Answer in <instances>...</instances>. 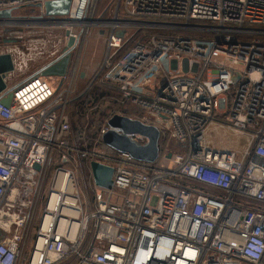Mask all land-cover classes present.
<instances>
[{
	"label": "built area",
	"instance_id": "built-area-1",
	"mask_svg": "<svg viewBox=\"0 0 264 264\" xmlns=\"http://www.w3.org/2000/svg\"><path fill=\"white\" fill-rule=\"evenodd\" d=\"M46 1L0 0V11ZM96 3L28 19L62 26L64 49L76 47L62 85L38 76L10 107L0 101V264H264V0H124L114 20L94 22L107 31L95 79L118 84L180 148L155 165L75 142L70 108L95 82L76 93V56ZM119 28L135 31L124 39ZM212 128L246 137L245 149L213 147ZM85 160L114 169L93 203L79 184Z\"/></svg>",
	"mask_w": 264,
	"mask_h": 264
},
{
	"label": "rangeland",
	"instance_id": "rangeland-1",
	"mask_svg": "<svg viewBox=\"0 0 264 264\" xmlns=\"http://www.w3.org/2000/svg\"><path fill=\"white\" fill-rule=\"evenodd\" d=\"M99 2L100 0H98V3H96L95 13L94 15H92L94 16L92 18V23H91L93 24V26L91 25L90 30H88L87 34L86 31L84 32V34H82L78 55L76 56L80 59L79 71L84 72L85 70H88L92 74V76L91 74L84 77H82V74L78 75L79 78L77 81L76 93L83 92L93 80H95L93 84L96 83L100 84L99 77L96 79L95 77L97 76L98 71H100L104 60V55L106 50L105 49L106 38L103 40V37L100 35L99 32L100 29L95 25L94 22L98 19L101 21L114 20L116 5H124V0H109L106 6L105 4L104 6L99 5ZM14 16L31 17L29 11L26 12L23 10H15ZM38 16H39V12H37L36 14V17ZM10 23H14V22H10ZM87 29L88 28H85V30ZM134 31L135 29H131V28H124V29L119 28L117 30V35L125 39L130 33ZM139 33L136 35L135 39H137V37L138 38L143 37L144 35L147 34L146 33L140 36ZM167 34L171 35V33H167ZM183 35L196 36V35H190L189 33ZM14 37L15 38L21 37L19 43L17 44L3 43L4 40L12 39ZM65 38H66V30L62 26L51 27V25L42 24V23L33 24L29 22H15V25L13 26L0 27V52L8 51L10 48L14 50L12 56H14L15 59L14 66L16 69L19 70L16 73L19 75L21 74L22 71H33L37 67H39L42 64V62L43 63L45 61L48 62L49 60L55 58L56 56L61 55V52L63 50L62 48L66 43ZM115 86L118 87L119 85L117 84ZM91 87L92 86H90L89 89ZM88 90L86 92H88ZM76 101L71 106L69 112L73 126V131L75 133L74 136L75 142L81 148H87V145H83V144L80 145V142L76 136L75 126L73 124L74 123L73 107ZM133 111H140V110L135 108L133 109ZM143 117H145L144 113H143ZM208 137H209L208 140H210L211 145L221 150H233V151L242 152L245 149L247 143V139L244 136H238L233 133L225 132L223 130H217L214 128H212L209 131ZM94 146H96L97 148H101L99 135L93 142V147ZM167 146H166L167 147L166 150H168L167 152L169 153H176L180 151L178 145L173 140H171L169 136L167 140ZM93 179L94 178L91 168L87 167L85 161L81 162L79 184L81 189L84 191L86 195V199L88 203L90 202L93 203L94 201L95 181ZM46 183H48V181H46ZM40 214H41V206H38L36 215L31 220L28 219V221L24 225L25 227L24 231L26 233L28 232L29 234L28 242H27L28 244H30L34 240L36 233L38 231Z\"/></svg>",
	"mask_w": 264,
	"mask_h": 264
},
{
	"label": "water",
	"instance_id": "water-1",
	"mask_svg": "<svg viewBox=\"0 0 264 264\" xmlns=\"http://www.w3.org/2000/svg\"><path fill=\"white\" fill-rule=\"evenodd\" d=\"M71 5L72 0H47L43 5L38 4L37 7L44 9L47 17L62 18L69 15ZM28 21L29 20L26 19H15L13 16V10L11 9L0 11V22L15 23ZM13 42L17 41L15 40ZM75 47L76 42L73 39H70L67 47L59 57L51 61L23 84L12 89H8L5 79H7L8 75L15 70L13 57L10 54L0 55L1 103L10 107L14 91L38 76L49 78L60 77L62 79L60 84L62 85L63 80L69 73ZM84 76L85 75L82 73V77ZM108 125L110 129L103 135L104 144L118 152L129 153L135 160L140 162L153 164L159 159L161 130L158 127L121 115H115L112 117L109 120ZM137 137L144 138L147 142L145 144H140L136 140ZM169 157H171V155ZM91 171L96 185L105 189H112L114 173L112 167L92 162Z\"/></svg>",
	"mask_w": 264,
	"mask_h": 264
},
{
	"label": "trees",
	"instance_id": "trees-1",
	"mask_svg": "<svg viewBox=\"0 0 264 264\" xmlns=\"http://www.w3.org/2000/svg\"><path fill=\"white\" fill-rule=\"evenodd\" d=\"M108 1L100 0L99 5L104 6L105 4L106 6ZM146 33H148V31H141L139 35L141 36ZM133 109H135V107L130 101L123 98L117 86L113 84H93L88 92L76 101L73 107V124L80 145H87V148L91 149L93 147V142L97 136L100 135L102 127L115 115H123L124 117L141 121L143 112L133 111ZM136 140L140 144H145L147 142L146 139L140 137H137ZM167 140L168 134L162 132L159 141L160 157L168 151L166 150L168 147ZM100 146L109 153H117L116 150L104 144L102 139H100ZM85 164L90 168L87 160H85ZM155 164H157V162L150 165Z\"/></svg>",
	"mask_w": 264,
	"mask_h": 264
},
{
	"label": "crops",
	"instance_id": "crops-1",
	"mask_svg": "<svg viewBox=\"0 0 264 264\" xmlns=\"http://www.w3.org/2000/svg\"><path fill=\"white\" fill-rule=\"evenodd\" d=\"M16 10H23V11H29L31 17L27 16V17H15L14 16V11H13V16L15 19H19V18H25V19H31V20H34L35 18H38L40 17V14L38 17H36V14L37 12H39V9L38 7L36 6L34 9L32 8H22V9H16ZM10 26H13L10 22L8 24V22L4 23V22H0V27H10ZM100 35L103 37V40L106 38V35H107V31H103V30H100ZM21 39V37L19 38H12V39H8V40H4L3 43L4 44H17L19 43V40ZM107 39V38H106ZM106 39H105V42H106ZM17 41V42H13V41ZM62 52L61 54L63 53L64 51V47L62 48ZM106 49V48H105ZM14 50H12L11 48L8 50V51H5V52H0V55H6V54H10V55H13V52ZM13 57V61L15 63V59H14V56ZM57 57L59 56H56L55 58L49 60L48 62L45 61L44 63L42 62V64L37 67L35 70L33 71H22L21 74H17L16 72L19 71L18 69L15 68V70L13 72H11L7 79H5V83L7 84V87L8 89H12V88H15L21 84H23L26 80H28L29 78H31L32 76H34L35 74H37L43 67H45L47 64H49L51 61L55 60ZM22 70V69H21ZM85 76L87 75H90L91 73L88 71V70H85L84 72H82ZM92 76V74H91Z\"/></svg>",
	"mask_w": 264,
	"mask_h": 264
}]
</instances>
